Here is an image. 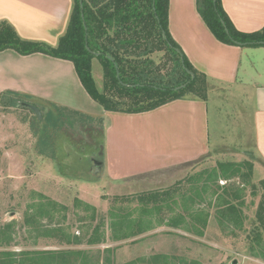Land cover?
Listing matches in <instances>:
<instances>
[{
    "label": "rangeland",
    "instance_id": "obj_1",
    "mask_svg": "<svg viewBox=\"0 0 264 264\" xmlns=\"http://www.w3.org/2000/svg\"><path fill=\"white\" fill-rule=\"evenodd\" d=\"M154 59L158 64L167 61L163 52L154 55ZM93 64V76L102 91L103 69L98 60ZM50 69L39 64L42 73ZM219 87L209 81L210 154L188 165L186 172L184 168L146 175L149 177L138 185L116 184L104 176V122L75 116L24 94L19 98L37 106L42 120L27 108L0 105V251L8 248L21 255L20 252L35 250H70L75 254L69 257V264H264V259L254 256L260 249L252 241L251 233L259 227L257 213L264 198L261 185L264 165L254 149V105L247 93L241 94L243 99L233 100L231 94L235 92L221 91ZM47 118L50 120L45 121ZM42 140L53 147L54 159L40 155ZM157 144L155 139V153ZM246 162L253 163L250 175L243 166L245 177L228 181L220 178L211 182L201 197H196V201L203 202L201 209L211 215L203 237L184 230L172 236L159 227L151 235L113 239V229L108 227L111 217L127 214L138 217L141 212L138 196L178 189L173 194L178 204L168 201L172 210L164 209L166 215L171 212L170 217L189 216L192 212L184 211L183 195H191L192 185L200 183L201 189L207 174L219 163ZM96 168L101 169L99 174H95ZM204 173L206 176H202ZM224 189L230 191L229 197ZM240 191H243L241 198L234 203L239 206L243 227L221 223L217 218L218 199L214 195L231 200ZM195 225L203 229L200 222ZM260 229L264 235L263 228ZM92 237L100 242L88 244ZM162 256L171 262L155 259Z\"/></svg>",
    "mask_w": 264,
    "mask_h": 264
},
{
    "label": "crops",
    "instance_id": "obj_2",
    "mask_svg": "<svg viewBox=\"0 0 264 264\" xmlns=\"http://www.w3.org/2000/svg\"><path fill=\"white\" fill-rule=\"evenodd\" d=\"M222 5L239 32L251 34L264 28V0H222ZM73 6L74 0H0V22H8L25 40L56 47L67 31ZM169 31L194 68L219 85L221 91L235 92L231 94L233 100L243 99L241 94L249 95L254 105V149L264 165V46L240 47L218 41L199 15L196 0H169ZM42 63L51 67L48 73L38 70ZM7 91L102 119L105 124L103 173L116 184L138 185L149 177L146 175L165 170L185 168L186 172L188 165L212 150L208 132L210 92L208 101L176 100L139 114L107 112L90 98L71 62L43 54L21 56L12 50L0 52V95ZM214 197L218 199L219 194ZM199 201L189 211L201 209L203 202ZM166 213L164 210L167 223L171 212ZM182 215L186 221L190 220L187 214ZM114 220L116 217H111L108 226L113 231ZM182 226L156 224L153 230L141 235L154 234L159 227L172 236L180 230L196 234ZM1 252L12 253L19 261L29 258L31 263V259L42 261V255L54 251L35 250L16 255L5 248Z\"/></svg>",
    "mask_w": 264,
    "mask_h": 264
},
{
    "label": "trees",
    "instance_id": "obj_3",
    "mask_svg": "<svg viewBox=\"0 0 264 264\" xmlns=\"http://www.w3.org/2000/svg\"><path fill=\"white\" fill-rule=\"evenodd\" d=\"M82 2L81 9L80 0H74L67 31L56 47L25 40L8 22H0V52L12 50L21 56L43 54L71 62L90 98L107 112L145 113L173 101L186 99L188 96L208 101L209 79L194 68L170 34L169 0H82ZM196 6L206 26L221 43L240 47L264 46V28L251 34L239 32L224 11L222 0H196ZM161 52L167 57L168 62L164 64H158L154 59V55ZM95 59L103 69L102 91L98 89L93 76L92 64ZM188 71L194 74V80ZM183 85H186L184 89L175 90ZM20 96V93L13 91L2 93L0 105L8 108L22 107L21 104L25 102L19 98ZM22 96L31 98L27 95ZM58 108L90 121L96 120L80 112ZM97 119L103 123L102 119ZM46 142L42 140L40 143L39 153L54 159L55 151ZM243 166L248 168L250 175L253 171L251 162L219 163L218 167L207 174V180L201 189L194 184L192 185L194 187L189 189L191 195H183L184 209L189 212V207L198 202L196 197H201L202 192L209 189L211 182L215 183L220 178L228 181L245 177L242 174ZM202 176H206V173ZM261 185L264 189V180ZM176 191L178 189L138 196L141 212L136 218H132L131 214L121 217L117 215L111 224L112 228L116 227L113 239L135 238L153 230L156 224L162 223L170 227L187 225L188 230L203 236L210 216L203 209H193L189 214L190 221H186L184 216L177 213L178 215L169 217L166 223L162 213L166 208L172 210L168 201L178 204L173 200ZM224 192L229 197L230 191L224 189ZM242 192L231 196V200L224 196L218 197V221L234 224L237 228L243 227L239 206L234 203L241 198ZM257 221L259 227L256 232L251 233L252 241L259 247L260 253L255 252L254 256L264 259V235L260 229L264 230V198L258 209ZM199 222L203 225V231L197 229L195 225ZM226 226L228 228V225ZM99 242L97 238L92 237L88 244L94 245ZM252 250L256 251L254 247ZM74 254L70 250L45 253L41 256L42 261L31 259L30 263L29 258L19 261L14 259V254L1 252L0 264H69V257ZM158 258L167 261L165 256L155 259Z\"/></svg>",
    "mask_w": 264,
    "mask_h": 264
},
{
    "label": "water",
    "instance_id": "obj_4",
    "mask_svg": "<svg viewBox=\"0 0 264 264\" xmlns=\"http://www.w3.org/2000/svg\"><path fill=\"white\" fill-rule=\"evenodd\" d=\"M80 6H81V9H82V7H83V2H82V0H80ZM82 17H83V19H84V16H83V15H82ZM222 24L224 25V22H223V21H222ZM188 73L191 75L192 80H194V79H195L194 74H192V73L189 72V71H188ZM185 87H186V85H183V86H181V87L176 88L175 90H176V91H179V90H181V89H184ZM21 106L24 107V108L29 109L30 111H32V112L36 115V117H37L39 120H42V113H41L40 109H39L37 106H35V105H33V104H30V103H22ZM251 157H253V156H251ZM100 172H101V169H100V168H96L95 174H99Z\"/></svg>",
    "mask_w": 264,
    "mask_h": 264
}]
</instances>
